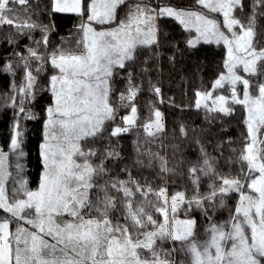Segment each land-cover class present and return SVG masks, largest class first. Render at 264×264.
<instances>
[{"label": "snow or ice", "instance_id": "snow-or-ice-1", "mask_svg": "<svg viewBox=\"0 0 264 264\" xmlns=\"http://www.w3.org/2000/svg\"><path fill=\"white\" fill-rule=\"evenodd\" d=\"M196 2L209 13L221 14L222 26L230 35L221 30L216 19L190 9L165 6L157 11L137 3L121 15L119 10L127 0H54V11L74 13L85 20L79 26L74 47L57 48L48 59L28 49L29 57L50 64L54 70L49 80L53 101L46 109L40 145L42 174L36 190H30L27 181L19 179V188L9 195L5 187L12 175L8 171L9 156L0 150V210L10 217L0 219V264H176L175 253L187 258L184 264H264V79L253 84L240 74L242 71L249 77L264 78V47H257L256 25V10L264 14V0H254L246 21L234 15L237 9L243 10V0ZM14 4L24 6L28 0H0V25L12 26L18 35L30 39V34L39 30L41 39L34 43L47 46L51 26L38 24L30 17L20 19L9 7ZM165 16L187 31L195 30L197 36L188 41L189 46L203 40L223 44L226 49V74L215 80L213 88L230 86V97L213 98L211 92H197L196 107L204 102L209 112L227 115L232 112L227 106L231 101L242 105L247 114L248 136L239 156L243 165L240 176H220V183L211 184L208 195L188 199L183 192L169 198L165 188L155 190L147 183L142 185L131 173L126 180L108 175L104 161L117 158L118 153L98 151L93 146L104 139L105 126L116 120L120 107L130 108V115L122 117L125 126L114 127L109 136L126 133L135 125L137 109L130 102L139 89L133 73L127 72L119 104L112 101L114 78L120 74L118 70L135 62L139 49L159 46L157 21ZM23 59L27 68L28 57ZM43 63L36 68L37 73L43 71ZM2 70L12 72V67ZM35 82L36 76L27 71L24 82L15 89L19 101L10 96L3 102L7 106L11 101L17 109L10 138L11 152H18L17 161L24 155L18 151L23 143L22 121L35 118L25 108V101L33 98ZM238 85H242V95L238 94ZM154 91L160 93L158 87ZM161 121L162 115L156 111L155 121L144 125L145 132L154 136L163 131ZM142 155L148 157L147 164L142 160L137 164L151 167L158 163L159 173L174 171L158 153ZM94 157L99 163L93 161ZM202 163L203 167L193 165L190 172L214 174V162L206 153ZM16 168L22 170L23 166L17 163ZM105 176L108 178L102 179ZM230 193H238L234 212L221 224L209 219L203 239L194 219H176L178 207L185 203L202 208L207 217L209 208L215 205L205 206V202ZM137 194L143 199H137ZM149 194L156 200H148ZM148 207H155L163 222L154 219ZM13 222L14 230L10 228ZM164 242L173 247L162 248Z\"/></svg>", "mask_w": 264, "mask_h": 264}, {"label": "trees", "instance_id": "trees-1", "mask_svg": "<svg viewBox=\"0 0 264 264\" xmlns=\"http://www.w3.org/2000/svg\"><path fill=\"white\" fill-rule=\"evenodd\" d=\"M247 1L251 7L248 4L246 8L253 10L254 0ZM21 7L28 8L31 14H35L40 24L51 26L47 33L48 49L75 46V40L80 35L78 32L80 16L54 11L52 0H28V4ZM157 23L160 30L159 46L139 49L135 62H131L123 70H118L120 74L114 78L113 97L126 89L127 72L130 71L139 89L134 103L141 112H148L152 100H157V108L163 115V131L159 137V146L162 151L169 150L168 167L174 171L159 173L156 164L151 167L144 166L147 162L144 165L137 164V160H145L140 159L135 151L136 143L132 133L128 131L110 137L111 123L105 126L107 130L104 139L96 141L93 146L98 151L115 150L118 153L117 158L104 161L105 167L109 169L108 175L126 180L128 173H131L142 185L147 183L155 190L166 188L171 194L181 191L188 199L197 195L198 190V182L190 169L205 153L209 161L214 162L215 174L240 176L243 165L239 156L247 142L248 134L243 122L244 113L241 105H233L232 112L227 115L218 111L208 112L195 106L196 93L210 88L224 69V47L203 41L196 43L194 47L189 46L188 31L178 21L165 16L159 18ZM256 23L261 29L258 33L261 41L260 37L263 35L261 33H264V14H261L259 8L256 10ZM9 34L8 27L0 28V68L9 58L24 54L21 47L24 39L9 43ZM51 73L52 67L47 64L45 69L37 74L35 96L30 102L35 118L22 121L21 148L24 152L22 172L29 187L36 186L42 168L40 144L43 139L46 109L52 101V94L47 88ZM9 83V74L0 69V90L4 91ZM156 87L160 89L159 94L154 91ZM122 113H125V110ZM15 115L11 107L0 109V146L3 149L10 143ZM173 144L176 145L175 149L172 147ZM93 160L99 163L95 157ZM107 178L105 176L102 179ZM218 182L219 179L216 180V184ZM137 199L143 198L137 194ZM147 199L155 201L156 197L149 194ZM237 199L238 193H230L222 198L218 196L214 201L205 202V206L215 205L214 208H209L207 217L202 208H193L190 215H195L197 224L199 216L201 222L205 223L209 222V216H213L211 218L213 221L215 218H223V215L233 212ZM146 210L154 219L161 222L163 216L156 212L155 207H148ZM161 247L170 249L173 245L164 242Z\"/></svg>", "mask_w": 264, "mask_h": 264}, {"label": "rangeland", "instance_id": "rangeland-1", "mask_svg": "<svg viewBox=\"0 0 264 264\" xmlns=\"http://www.w3.org/2000/svg\"><path fill=\"white\" fill-rule=\"evenodd\" d=\"M137 3H140L142 5H148V6H150L151 8H153V9H155L157 11L160 8H162V7L171 6L173 8H177V9H190V10L202 12V13L208 15L210 18L216 19L217 22L219 24H221V30L224 31L225 34L230 35V33L227 32V29L222 26V21H223L222 15L219 14V13H209L206 9H203L200 5H198L196 0H194L192 2H187V1H183V0H127V4L125 6H122V8L119 10L121 15H123L128 10V6L129 5H135ZM248 4L251 7V4L247 0H243V10L237 9L236 12L234 13V15H236L241 20L246 21L247 18L252 14V11H253L252 9L246 8V6ZM52 6H53V9H54V0H52ZM9 7H12V8H14L16 10V14L20 17V19L25 20V19H28L30 17L32 21L40 24V22L36 18V15L35 14H31L30 11L28 10V8H23L19 4L9 5ZM80 18H81V21H80V25H81L84 22L85 18H83V17H80ZM256 25H257V31L259 33L261 31V29L259 28V25L257 23H256ZM4 26L8 27L10 29V34L8 36V40L13 39L14 40L13 43H16L20 39L21 40L24 39V42L21 44V47L24 50V54H18L16 56L12 57V58H9L7 60V62L5 63V65H3V67L0 68L2 70L3 68L7 67L8 65H11V67H12V72H6L10 76V83H9L8 87L4 91L0 90V109H2L4 107H11L15 111V114H16L15 115V120H16L18 118L17 117V109L13 108L11 106L12 102L9 101L7 106H3V102H4L5 99H7L10 96L11 97H16V101L18 102L19 101V94H18V92L15 89H17L24 82V77L26 75V72L29 71V70L33 72V75H35L36 79H37V74L38 73L36 72V68L39 67L43 63V61H36V60L32 59L31 57H29L28 49L29 48L35 49L38 52V54L42 55L43 57H45V59H48L50 57L51 53L55 49H48L47 46H45L43 44L37 46L34 43V40H40L41 39V33H40L39 30L32 32L30 34L32 38L30 39L28 35H23V36L18 35L17 32H16V29L14 27H12V26L0 25V28H2ZM95 27L100 28L101 26L96 25ZM104 27H108V26H104ZM25 32H27V30H25ZM196 36H197V33L195 32V30L188 31L187 43H188V41L190 39H195ZM260 38H261V41H260V39L257 36V41H258L257 47L258 48L264 47V34ZM200 41H203V40H200ZM220 45L223 46V44H220ZM224 52H225V59H224L223 63L225 64V61L227 59V52H226L225 47H224ZM24 57H28V67L27 68H25V61L23 59ZM46 65H47V63H43V70L45 69ZM3 72H5V71H3ZM52 74H54V70L53 69H52V73L49 76V80H50V77H51ZM221 74H226L225 67H224L223 71L219 74V76ZM240 74L245 76V78H248L250 80V82H252L253 84H258L259 82H261V79H264V78H260V77H249V76H247V74H244L242 71H241ZM215 80L213 81V83H212L210 88L204 89V90H201V91H198V92H201V93L211 92L213 98H215L216 96H219V95H224L225 97H230V95H231L230 86L225 85L224 88L214 89L213 85L215 83ZM35 84H36V82H35ZM47 88H48V90H50L49 82H48ZM237 88L239 90L238 94L242 95V85H238ZM32 91H33V98H34V96H35V85H34ZM118 96H119V94L116 97H113V95H112L113 103H115V104H119L120 103L119 100H118ZM31 100L30 101H28V100L25 101V108H26V110H30L31 113L34 114V112L32 110V107H30ZM134 100L131 101L130 103L132 105H134L136 107V109H137V113H136L137 119H136L135 125L132 126L129 129V132L132 133L133 138L135 139V143H136L135 144L136 145L135 151H136L137 155L140 157V159H144L145 160L144 163L148 161V157L145 156V155H142V153H148V152L158 153L160 156H163L167 160H169V157H170L169 150L167 149V151H166V149H165L164 151H162V150H160V146H159V137L162 134L161 133L162 131L155 133L154 136H149L147 134V132H145V130H144V125L145 124L149 123L150 121L151 122L155 121V112L156 111H159L161 113V115H162V112L160 111V109L157 108L158 107L157 104H156L157 100H155V101L152 100V102L150 103V107H149L150 110L148 112H145V113H142L140 108L137 105H135ZM196 100H197V96H196V99H195V106H196ZM52 101H53V97H52ZM52 101H51V104H52ZM203 103L204 102H202L201 108L207 110L205 107H203ZM206 103L209 106H211L212 101L208 100ZM50 105H48L47 107H49ZM233 105H235V104L231 103V101H230L227 106L232 109ZM123 110H125V113H122ZM242 110H243V113H244V121L243 122L245 124V120H246V115L247 114H246V110L244 109L243 106H242ZM127 115H130V108H128V107H120L119 110H118V115H117L116 120L114 122H110L112 124V129L114 127H116V126H121V127L125 126L123 124L122 117L127 116ZM162 118H163V115H162ZM45 122H46V119H45ZM161 122L163 124V119H162ZM245 126H246V124H245ZM44 132H45V129H44ZM44 132H43V139H42L41 144L43 143V140H44ZM175 146H176L175 144L172 145V147L174 149H175ZM0 150L4 151L9 156L8 171L12 175L9 177V180L6 183L5 187L8 190L9 195H11L15 189L19 188V183L17 181L19 179L26 180L22 170H19V169L16 168V164L17 163H19V164H21L23 166V156L24 155L22 157H20L19 160L17 161L18 152L17 153H12L11 152L10 143L7 146L6 149L1 148V146H0ZM18 151H22V148L20 150H18ZM170 151H172V150H170ZM172 153H173V151H172ZM203 158H204V156L200 158L199 162L196 165H199L200 167H203V163H202ZM94 162L98 163L97 161H94ZM154 164L158 165V163H154ZM18 172H19V175L17 176ZM41 174H42V168H41V172H40V177H41ZM194 175H195V180H197V182H198V184H197L198 190H197V195L196 196L208 195L210 193V191H211L210 185L213 184V183L216 184V180L219 179L218 176H220V175L215 174V173L212 174L211 176H209V175H205L203 172H200V171H197ZM225 177H228V176H225ZM39 182H40V178H39V181L36 184V186L29 187L27 185V187L30 190L34 191V190H36L38 188ZM219 183L220 182H218V184ZM245 183H247V181H245ZM178 192H181V191H176V192H174L172 194L168 193V191H167V195H168L169 198H171V196L175 195ZM21 197H22V194H21ZM237 203H238V199L236 201L235 207L237 206ZM185 205H186L185 207H184V204H182V205H180L178 207V210H177V212L175 214L176 219H178V220L194 219L196 221V219L194 218L195 215H193V216L190 215V212H192L193 208H197V207L195 205L189 207L186 203H185ZM235 207H234V209H235ZM233 212H234V210H233ZM231 214L223 215V218H217V219L215 218L214 221L211 219V218H213V216H209V219H211V221H213L215 223L221 224V223H224V222L228 221ZM5 218H9L10 219L8 214L4 213L1 210L0 211V219H5ZM161 222H163V218H162ZM196 225H197V233L200 236V238L203 239L204 238L205 229H207V227L209 226V222H207V223L201 222V217L199 216L198 224L196 223ZM14 227H15V223L13 222L10 225V228L12 230H14ZM173 255H174V258L176 260V264H184V262L187 260V258L184 257L182 254L175 253Z\"/></svg>", "mask_w": 264, "mask_h": 264}]
</instances>
